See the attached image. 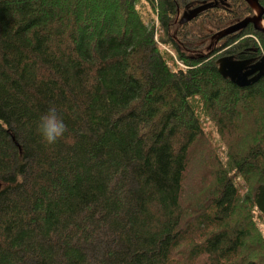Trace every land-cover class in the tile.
<instances>
[{
	"label": "trees",
	"instance_id": "obj_1",
	"mask_svg": "<svg viewBox=\"0 0 264 264\" xmlns=\"http://www.w3.org/2000/svg\"><path fill=\"white\" fill-rule=\"evenodd\" d=\"M135 1L0 0V264H264V77L225 76L264 33L222 34L254 11L146 0L159 45ZM53 105L68 131L48 145Z\"/></svg>",
	"mask_w": 264,
	"mask_h": 264
},
{
	"label": "rangeland",
	"instance_id": "obj_2",
	"mask_svg": "<svg viewBox=\"0 0 264 264\" xmlns=\"http://www.w3.org/2000/svg\"><path fill=\"white\" fill-rule=\"evenodd\" d=\"M135 5L143 20L149 25H152V23L154 24L155 32H156V37H155L156 42L159 45H162L161 43H163V40H162V36L160 35L161 32H160L159 24L156 20L155 10L147 4L146 0H136ZM202 23L204 24V30L209 28L207 25L208 23L206 21ZM173 61L174 62L176 61V64L181 65V63L176 58H174ZM190 104L196 114V117L198 118V121L200 122V125L202 126L204 132L206 133L207 137L212 143L214 149L218 153L219 157L222 160H224L225 159V148L223 144L221 143L219 136L215 131V128L212 126L211 122L208 120L207 115L204 111V108L199 98L195 96L190 98ZM225 108H228V105L225 104ZM234 184L237 187V190L239 191L241 195H244L246 193L247 185L242 178L236 177L234 179ZM256 223L264 237V218L261 215L260 216L256 215Z\"/></svg>",
	"mask_w": 264,
	"mask_h": 264
},
{
	"label": "water",
	"instance_id": "obj_3",
	"mask_svg": "<svg viewBox=\"0 0 264 264\" xmlns=\"http://www.w3.org/2000/svg\"><path fill=\"white\" fill-rule=\"evenodd\" d=\"M254 11V15L252 18L250 19H246L243 21H240L238 23H235L234 25H232L231 27L225 29L224 31H222V34H227V33H232V32H236L237 30L243 28L246 24L251 23L253 25V28L261 33H264V26H261V22H264L262 16H263V8L262 6H260V4L258 3V0H244ZM202 10V8L199 9H195L192 10L189 15L183 19V22L189 21L192 17H195L200 11ZM219 68L218 71L222 72L223 70V63H225V60L219 59ZM229 69L228 71L225 73L226 77H229L230 80L237 86L239 87H245L248 86L249 83L253 80V79H249L248 76H250L255 70L252 68L250 70H244V66L241 64V62L235 63H229L228 65ZM244 70V71H243ZM0 188H1V183H0Z\"/></svg>",
	"mask_w": 264,
	"mask_h": 264
},
{
	"label": "clouds",
	"instance_id": "obj_4",
	"mask_svg": "<svg viewBox=\"0 0 264 264\" xmlns=\"http://www.w3.org/2000/svg\"><path fill=\"white\" fill-rule=\"evenodd\" d=\"M67 131V125L54 105L50 106L40 117L37 132L44 143L48 145L56 144Z\"/></svg>",
	"mask_w": 264,
	"mask_h": 264
},
{
	"label": "flooded vegetation",
	"instance_id": "obj_5",
	"mask_svg": "<svg viewBox=\"0 0 264 264\" xmlns=\"http://www.w3.org/2000/svg\"><path fill=\"white\" fill-rule=\"evenodd\" d=\"M244 59H241L240 62L244 66V70H250L254 69L255 71L248 76L249 79H253L249 85L256 80H258L261 77H264V54L262 55H256V54H251L250 56L247 55L243 57ZM243 70V71H244Z\"/></svg>",
	"mask_w": 264,
	"mask_h": 264
},
{
	"label": "bare ground",
	"instance_id": "obj_6",
	"mask_svg": "<svg viewBox=\"0 0 264 264\" xmlns=\"http://www.w3.org/2000/svg\"><path fill=\"white\" fill-rule=\"evenodd\" d=\"M261 26H264V22H261Z\"/></svg>",
	"mask_w": 264,
	"mask_h": 264
}]
</instances>
